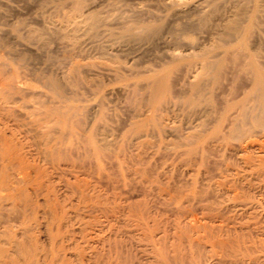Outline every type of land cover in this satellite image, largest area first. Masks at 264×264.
Wrapping results in <instances>:
<instances>
[{
    "label": "rangeland",
    "instance_id": "obj_1",
    "mask_svg": "<svg viewBox=\"0 0 264 264\" xmlns=\"http://www.w3.org/2000/svg\"><path fill=\"white\" fill-rule=\"evenodd\" d=\"M73 2L0 0V69L28 87L0 98V264H264V127L237 135L258 100L230 54L264 71V0H84L99 32L62 37Z\"/></svg>",
    "mask_w": 264,
    "mask_h": 264
},
{
    "label": "bare ground",
    "instance_id": "obj_2",
    "mask_svg": "<svg viewBox=\"0 0 264 264\" xmlns=\"http://www.w3.org/2000/svg\"><path fill=\"white\" fill-rule=\"evenodd\" d=\"M67 1V0H66ZM72 1V0H71ZM84 0H74V2H73V4H72V9L67 13V14H65L61 19H62V22H61V25H57L58 26V28H56V33L58 32L57 30H60V32L58 33L59 35H61L62 37H70V38H76L77 37V33L78 32H80V30H87L88 32H94V34L98 31V27L100 26V24H101V22L103 21V17H101V14L100 15H98V14H93V13H86L85 11H84V2H83ZM122 2V1H121ZM213 2V1H212ZM260 2V1H259ZM173 3V2H172ZM211 3V2H210ZM71 4V3H70ZM67 5H68V3H67ZM110 5V4H109ZM258 5V4H257ZM198 6V5H197ZM245 6V5H244ZM54 7V6H53ZM64 7V6H63ZM205 7V6H204ZM65 8V7H64ZM198 8V7H197ZM61 9V8H60ZM251 9V8H250ZM57 10V9H56ZM134 10V9H133ZM254 11V10H253ZM103 13V12H102ZM119 13V12H118ZM203 13V12H202ZM241 13V12H240ZM64 14V13H63ZM205 14V13H204ZM108 15V14H107ZM207 15V14H206ZM250 15V14H249ZM60 17V16H59ZM58 17V18H59ZM209 17V16H208ZM114 18V17H113ZM205 18V17H204ZM255 18V17H254ZM253 18V19H254ZM105 19V18H104ZM207 19V18H206ZM238 19V18H237ZM250 19V18H249ZM116 20V19H115ZM125 20H126V18H125ZM52 21V20H51ZM50 21V22H51ZM230 21V20H229ZM234 21V20H233ZM249 21V20H248ZM253 20L251 19V21L250 22H252ZM104 22V21H103ZM102 22V23H103ZM245 22H247V21H245ZM254 22V21H253ZM123 23V22H122ZM237 23H238V20H237ZM229 24V23H228ZM17 25V24H16ZM110 25V24H109ZM237 25L238 24H236L235 22H233V23H230L229 25H227V27H228V32L227 33H229V35L231 34V33H233L234 31L236 32L237 30ZM250 25V27L252 28V25L251 24H249ZM260 25H262V24H260ZM115 26V25H114ZM242 26V25H241ZM255 25L253 24V27H254ZM258 26V25H257ZM54 27V26H53ZM59 27H60V29H59ZM109 27V26H108ZM128 27V26H127ZM249 27V28H250ZM51 28V27H50ZM100 28V27H99ZM239 28V27H238ZM241 29H242V27H240ZM223 29V28H222ZM254 29V28H253ZM257 29V28H256ZM55 30V29H54ZM101 30V29H100ZM148 30V29H147ZM227 30V29H226ZM232 30H234V31H232ZM240 30V29H239ZM259 30V29H258ZM52 31V30H51ZM132 31V30H131ZM244 31V30H243ZM251 31H252V29H251ZM260 31V30H259ZM264 31V30H263ZM33 34L32 35H34L35 36V38L37 37V38H39L40 36H41V32L39 33V30H37V32H36V30H32L31 31ZM31 32H29V33H31ZM84 32V31H83ZM99 32V31H98ZM235 32H234V34H235ZM238 32V34L240 33V31H237ZM241 32H242V30H241ZM250 32V31H249ZM258 32V31H257ZM261 32V31H260ZM2 33V32H1ZM0 33V34H1ZM14 33V32H13ZM122 33V32H121ZM248 33V32H247ZM246 33V34H247ZM264 33V32H263ZM79 34V33H78ZM97 34V33H96ZM259 34V33H258ZM5 35V34H4ZM248 35H250V34H248ZM248 35H247V37H246V39L248 38ZM28 36V35H27ZM34 36H32V37H34ZM92 36V35H91ZM108 36V35H107ZM235 36H236V34H235ZM241 36V35H240ZM245 36V35H244ZM253 36V35H252ZM79 37V36H78ZM124 37V36H123ZM228 37V36H227ZM243 37V36H242ZM20 38V37H19ZM30 38V37H29ZM115 38V37H114ZM260 38H261V36H260ZM18 39V38H17ZM165 39V38H164ZM244 39V38H243ZM20 40V39H19ZM24 40V39H23ZM71 40V39H70ZM262 40V39H261ZM28 41V40H27ZM34 41V40H33ZM97 41V40H96ZM234 41H236V40H234ZM112 42V41H111ZM94 43V42H93ZM230 43V42H229ZM228 43V44H229ZM240 43V42H239ZM244 43V42H243ZM222 44V43H221ZM233 44V43H232ZM235 44V43H234ZM245 44H246V42H245ZM244 44V46H242V48H240V49H238L239 48V46H238V48L236 49H231L230 50V54H232V56L235 58V60L236 61H238L237 63H238V65L239 66H241V69L243 68V69H247L248 70V72L250 71L252 74H253V76H254V78L251 80V82H253V80L256 82V86H255V88H256V93H255V95H253L252 97L253 98H255V99H257L258 100V104L255 106L254 104H253V108L251 107L250 108V106H252V105H250V106H246V107H243V109L241 110V116L243 117L242 118V120L243 119H246V118H248V121H242L241 123H239V124H234L235 126L236 125H238L237 127V129H236V131H237V135L239 136V135H241V134H245V133H247V132H249V131H251V128L253 127V126H256V125H259V126H263L264 127V71L262 72V70H261V68H260V66L258 65V61H255V59H257L256 57H255V59L253 58L255 55H251V51L248 49V52H250V54L249 53H247L246 51H245V45ZM24 45V44H23ZM27 45V44H26ZM62 45V44H61ZM119 45V44H118ZM238 45V44H237ZM7 47V46H6ZM219 47V46H218ZM240 47H241V45H240ZM247 47V46H246ZM259 47V46H258ZM224 48V47H223ZM4 49V48H3ZM211 51V50H210ZM226 51V50H225ZM229 51V50H228ZM227 51V53H229ZM2 52V51H1ZM0 52V53H1ZM6 53V52H5ZM227 53L225 54V55H227ZM257 53V52H256ZM263 53V52H262ZM8 54V53H7ZM114 54V53H113ZM229 54V55H230ZM1 55H3V53H1ZM4 57H5V55H3ZM180 56V55H179ZM189 56H191V55H189ZM205 56V55H204ZM2 57V56H1ZM1 57H0V68H2V66H3V68H2V70H6V68H4V65L6 66V62H5V58H4V62L3 61H1ZM11 57V56H10ZM9 57V58H10ZM211 57V56H210ZM215 57H216V55L214 56V58L213 59H215ZM225 57V56H224ZM226 57H228V56H226ZM231 57V56H230ZM257 57H258V55H257ZM233 58V59H234ZM2 59H3V57H2ZM197 59V58H196ZM211 58H208V59H203L201 62H200V69H201V73H203L202 75L204 76V75H206V73H213V72H215V74L213 75V76H215L216 77V75H217V77H218V74H220L221 73V71H222V68H223V64H224V62L223 61H219V60H210ZM223 60H224V58H222ZM221 59V60H222ZM226 59V58H225ZM228 59V58H227ZM264 59V58H263ZM231 60V59H230ZM7 61V60H6ZM229 61V60H228ZM100 62V61H99ZM222 62H223V64H222ZM4 63V64H3ZM194 63V62H193ZM193 63H192V65H193ZM197 63H198V61H197ZM3 64V65H2ZM22 64V63H21ZM235 64V63H234ZM105 65V64H104ZM142 65V64H141ZM194 65H195V63H194ZM193 65V66H194ZM226 65V64H225ZM261 65V64H260ZM110 66V65H109ZM131 66V65H130ZM198 66V65H197ZM233 66V65H232ZM231 66V67H232ZM236 66V65H235ZM6 67H8V65L6 66ZM78 67V66H77ZM77 67L76 66H74V67H72L71 68V70H70V72H72L73 70L75 71L76 69H77ZM229 67V66H228ZM101 68V67H100ZM198 68H199V66H198ZM227 68V67H226ZM233 68V67H232ZM231 68V69H232ZM10 69V68H9ZM21 69V68H20ZM104 69V68H103ZM109 69V68H108ZM126 69V68H125ZM196 69V68H195ZM200 69H197V70H199L200 71ZM229 69V68H228ZM239 69H240V67H239ZM238 69V70H239ZM240 69V70H241ZM2 70L0 69V76H4L5 78H3V76L1 77V78H3V82L5 83V81H6V85L3 87V85H4V83L2 82H0L1 83V85H2V88L4 89V88H6L5 89V91L3 90V92H0L1 94H3V97H2V95L0 96V98H2L3 100H5V101H10L11 100V98L13 99V100H11L10 102L12 103V101H14V99H17V98H15V97H13V96H11V92H13V93H21V94H23L24 95V92L27 90V88L28 87H26L25 86V84L23 83V81H22V77H24L23 75H25V74H21V73H23V72H19L18 73V70H16L17 71V73H15V72H13L14 71V69H13V71H8L9 72V74H11L12 72L14 73H12L11 75H8L7 74V71H4L3 72V74H2ZM12 70V69H11ZM239 70V71H240ZM196 71V70H195ZM198 71V72H199ZM233 71V70H232ZM242 71V70H241ZM245 71V70H244ZM243 71V72H244ZM11 72V73H10ZM31 72V71H30ZM119 72V71H118ZM193 72V71H192ZM198 72H196L195 73V75H197V74H200V73H198ZM234 72H236V71H234ZM246 73H248L247 71H245ZM74 73V72H73ZM141 73H142V71H141ZM146 73V72H145ZM120 74V73H119ZM207 74V75H208ZM250 73H248V75H249ZM67 78L69 77L70 78V73H68L67 72ZM74 75V74H73ZM73 75H72V77H73ZM194 75V76H195ZM36 76V75H35ZM43 76V75H42ZM221 76L222 75H220V77L219 78H221ZM252 76V75H251ZM252 76V77H253ZM183 77V76H182ZM193 77V76H192ZM68 78V79H69ZM157 78V77H156ZM155 78V79H156ZM162 78V77H161ZM163 78H165L164 76H163ZM251 78V77H250ZM25 79V78H24ZM196 79V78H195ZM5 80V81H4ZM41 80V79H40ZM44 80V79H43ZM158 80V79H157ZM166 80V79H165ZM140 81V80H139ZM206 81V80H205ZM45 82H46V84L50 87V86H52V87H50L52 90H57V94L58 95H60L61 96V94L62 93H60V90H59V88H60V85L58 84V83H56V81L55 80H53L52 78L51 79H46L45 80ZM163 83V84H165V82L163 81V80H158V83ZM231 82V81H230ZM44 83V82H43ZM159 83V84H160ZM154 84V83H153ZM159 84H158V89L160 88V86H159ZM180 84V83H179ZM187 84V83H186ZM157 85V84H156ZM161 85V84H160ZM171 85V84H170ZM232 85V84H231ZM255 85V84H254ZM165 86H167V85H165ZM164 86V87H165ZM2 88H1V86H0V90L2 91ZM197 88V87H196ZM201 88V87H200ZM164 89V88H163ZM222 89V88H221ZM30 90V89H29ZM32 90V89H31ZM255 90V89H254ZM201 91V90H200ZM223 91V90H222ZM28 92V91H27ZM50 92V91H49ZM56 92V91H55ZM64 92V91H63ZM74 92V91H73ZM191 92V91H190ZM208 92V91H207ZM252 92V91H251ZM6 93H10V96L8 97V95L6 94ZM41 93H42V91H41ZM51 93V92H50ZM214 93V92H213ZM253 93V92H252ZM27 94V93H26ZM56 94V93H55ZM64 94H65V92H64ZM134 94V93H133ZM191 94V93H190ZM254 94V93H253ZM13 95H15V94H13ZM192 95V94H191ZM191 95H190V97H191ZM251 95V94H250ZM6 97V99H5V97ZM34 96V95H33ZM39 96V95H38ZM66 96V95H65ZM57 98H58V96H56ZM56 97H53V99L54 98H56ZM73 97V96H72ZM186 97V96H185ZM195 98V97H194ZM222 98V97H221ZM10 99V100H9ZM60 99V98H59ZM1 100V99H0ZM3 100H2V102H3ZM20 100V99H19ZM58 100V99H57ZM159 100V99H158ZM5 101H4V103H5ZM16 101V100H15ZM40 101H42V100H40ZM49 101V100H48ZM235 101H237V100H235ZM1 102V101H0ZM27 102V101H26ZM32 102V101H31ZM43 102H45L44 100H43ZM43 102H40L39 104H45V103H43ZM61 102V101H60ZM63 102V101H62ZM217 102V101H216ZM222 102V101H221ZM229 102H231V100L229 101ZM226 103V102H225ZM232 103V102H231ZM2 104V103H1ZM13 104H14V102H13ZM17 104V103H16ZM39 104H37V105H39ZM48 104V103H47ZM57 104V103H56ZM66 104H68V105H66ZM83 104V103H82ZM190 105H191V103H189ZM193 104V103H192ZM4 105H6V103L4 104ZM3 105V106H4ZM10 105V104H9ZM52 105H53V103H52ZM61 105H63V104H60L59 106L58 105H55V106H49L48 105V107H47V112H46V115L47 114H49V115H53V113H55V115H56V119H52V120H50V121H55V123L56 124H64L65 123V121H66V119H68V117H70L71 116V110L74 108V107H72V105H70L69 103H65V105H63V107L61 106ZM74 105V104H73ZM95 105V104H94ZM225 105V104H224ZM233 105V104H232ZM2 106V107H3ZM8 106V105H7ZM32 106H34V105H32ZM58 106V107H57ZM223 106V105H222ZM238 106V105H237ZM241 106V105H240ZM255 106V107H254ZM0 107H1V105H0ZM6 107V106H5ZM5 107H3L4 109H5ZM35 107V106H34ZM40 107V106H39ZM229 107V106H228ZM227 107V108H228ZM232 107V106H231ZM8 107H6V109H7ZM35 108H37V107H35ZM44 108V107H43ZM249 108V109H248ZM9 109V108H8ZM11 109V108H10ZM199 109V108H198ZM43 110V109H42ZM44 110H45V108H44ZM212 110V109H211ZM35 111V110H34ZM222 111V110H221ZM74 112V111H73ZM102 113V112H101ZM233 113V112H232ZM205 114V113H204ZM213 114V113H212ZM45 115V114H44ZM54 115V116H55ZM209 116V115H208ZM205 117V116H204ZM46 118V117H45ZM72 119V118H71ZM241 119V118H240ZM45 120V119H44ZM206 121V120H205ZM72 123V122H71ZM203 123H204V121H203ZM231 125V124H230ZM66 126H70V125H66ZM64 128H66L67 129V127H65V126H63ZM72 126H70V128H71ZM75 127V126H74ZM258 127V126H257ZM62 128V127H61ZM65 129V130H66ZM74 129V128H73ZM72 129V130H73ZM53 130V129H52ZM60 130V129H59ZM253 132V131H252ZM65 133V132H64ZM225 133V132H224ZM233 135H234V133H233ZM247 136V135H246ZM85 137V136H84ZM237 137V136H236ZM196 138V137H195ZM87 141V140H86ZM55 142V141H54ZM94 142V141H93ZM197 142V141H196ZM220 143H221V141H220ZM239 144V143H238ZM218 145V144H217ZM203 146V145H202ZM200 149H201V147H200ZM99 150V149H98ZM21 250V249H20ZM27 258V257H26ZM28 261V260H27ZM5 262V261H4ZM32 262V261H31Z\"/></svg>",
    "mask_w": 264,
    "mask_h": 264
}]
</instances>
